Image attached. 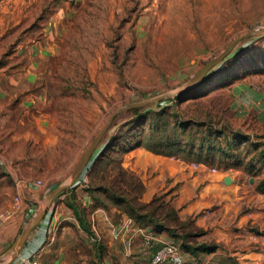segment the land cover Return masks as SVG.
Segmentation results:
<instances>
[{"label":"rangeland","instance_id":"obj_1","mask_svg":"<svg viewBox=\"0 0 264 264\" xmlns=\"http://www.w3.org/2000/svg\"><path fill=\"white\" fill-rule=\"evenodd\" d=\"M0 32V49L5 52L0 53V71L38 81L35 88L43 92V114L56 117L58 128L71 132L68 147L84 145L79 163L115 112L185 89L203 67L239 40L194 91L119 113L74 184L77 166H61L70 160L68 149L62 153L66 161L53 160L55 166L45 165L50 154L44 156L43 171L50 179L40 181L38 212L48 208L51 223L42 242L36 240L38 227L32 231L35 239L30 235L27 243L35 252L29 260L9 251L32 220L6 245L1 233L0 264H102L101 257L103 264H128L125 253L115 249L119 247L115 226L135 220L127 204L114 200L110 190L120 189L112 185L120 168L135 172L127 160L131 151L143 148L156 154L146 148L148 144L178 151L179 157L171 158L203 167L211 175L232 177L230 190L246 196L241 214L252 211L262 219L257 223L252 217L241 227L232 226L239 233L235 235L239 245L259 253L249 262H233L264 264V0H0ZM162 110L167 116L154 133L153 115ZM148 115L146 125L142 118ZM85 128L90 134L87 144ZM138 138H145L144 145L136 147ZM65 169L67 174L61 175ZM122 180L130 189L131 177ZM60 185L69 187L49 203L50 191ZM133 188L140 193L138 183ZM72 190L87 209L89 232L66 205ZM157 198L142 210L152 212L154 220L137 223L145 227L156 221L159 229H176L165 230L160 243L216 242L192 219L182 220L164 196ZM239 200L243 199L237 195L227 200L230 204L217 200L207 206L231 211L239 208ZM137 203L141 207L150 202ZM237 245L222 248L235 252Z\"/></svg>","mask_w":264,"mask_h":264},{"label":"crops","instance_id":"obj_2","mask_svg":"<svg viewBox=\"0 0 264 264\" xmlns=\"http://www.w3.org/2000/svg\"><path fill=\"white\" fill-rule=\"evenodd\" d=\"M57 19L53 20L55 29L58 25ZM0 53L3 55L5 52L0 49ZM3 70L0 71V232L3 245H6L14 241L27 223L31 220L33 222L41 213L38 212V205L41 203L43 187L38 182L43 180L46 182L50 179L46 178V173L43 171V157L47 158L50 154L47 159L49 162L45 165L55 166L53 160L61 158L66 161L62 153L68 149L71 154L70 160L68 163H62L61 166L73 168L78 166L85 147L84 145L76 148L68 147L67 142L73 141L71 132L67 133V130L59 129L56 117L51 118L50 115L43 114V92L42 89L35 88L37 80L16 77L11 73H4ZM14 71L18 72L20 68ZM85 129V144H87L90 134L88 128ZM127 160L132 170L145 184L143 202L149 203L157 196H164L167 202L172 203V207L182 220L192 219L196 228L205 230L210 237L208 239L215 240L219 245L218 250L211 254L194 256L185 253V250L181 254L183 243L170 241L180 246L181 253L166 264H234V259L249 262L250 258L259 255L253 252L251 247L243 248L239 245L238 238L235 237L239 233H235L232 226L237 224L241 227L252 217H255L257 223H261L262 219L252 211L250 212L252 215L241 214V204L246 196H242L241 192L236 194L234 190H230L233 184L225 183L228 176L220 178L211 175L203 167L197 168L184 160L152 154L143 148L131 151ZM66 174V169L61 172V175ZM237 195L243 199L239 200V208H233L231 211L230 208L225 211L224 209L218 211L212 209V211L208 208L217 200L225 202L236 198ZM226 204L230 202L227 201ZM53 206L55 207V204ZM227 217H230L232 222L226 223ZM49 218L48 215L36 226L38 228L35 227L36 235L39 237L36 238L38 242L43 241L45 227L51 223ZM115 229L116 232L119 231V236L115 239L118 240L116 243H119L120 247L115 249L125 253L128 264H151L160 246L161 235H166L165 230H176L173 227L159 229L154 223L143 227L132 219L118 224ZM34 235H31L32 239H35ZM236 242L238 245L235 244ZM29 243L30 241L19 253L22 261L32 258L35 252V248L31 249ZM223 244L231 247L237 245V251L227 252L223 250Z\"/></svg>","mask_w":264,"mask_h":264},{"label":"trees","instance_id":"obj_3","mask_svg":"<svg viewBox=\"0 0 264 264\" xmlns=\"http://www.w3.org/2000/svg\"><path fill=\"white\" fill-rule=\"evenodd\" d=\"M210 75H208L206 78H208ZM135 111H137L138 109H134ZM154 123H153V127H152V131L154 133L160 131V122H163V120H165V116H167V112L165 110H162L160 112L155 113L154 115ZM142 123H145L146 125L149 123V115L145 116L142 118ZM161 126H164V124H162ZM184 132H186V130H183ZM139 134V133H138ZM152 137V139H154L155 137L153 135H150ZM144 139L140 140L138 138V140H136L137 144L136 147H140L142 145H144ZM160 141L163 142L164 137L162 135H160L159 137ZM146 147V146H145ZM149 151H152L158 155H163V156H168V157H175L178 158L179 157V152L172 150V151H164L161 149H155L153 147H150V144H148V146L146 147ZM109 151V150H108ZM105 156V152L103 153V155L101 157ZM99 158V156H98ZM98 158H96V161L98 160ZM95 161V163H96ZM94 163V164H95ZM123 176H130L132 179V184L130 186V189L132 188V186L135 183H138V186L140 187L141 191L140 193L138 191H135V189L133 188L132 190H130L129 188H124L122 186V182H123ZM112 185H115L116 187H120L119 191H115L113 192L112 190H110L112 192V198L116 201H120V202H125L128 206V214L131 218H133L136 223L139 220H146L149 219L150 220H154L155 215L152 212H145L143 213V211H145L147 207H149L151 205V202L145 206H136L137 200L139 202L141 201V197L145 191V185L144 183L141 181V179L135 174V172L130 171V170H123L122 168H120V172L118 174V178H117V182L113 183ZM93 188V187H92ZM92 188H87L88 191H90ZM109 190V188H108ZM121 190V191H120ZM136 192V195L131 196L133 193ZM64 192L61 194L63 195ZM67 207L73 212V214L76 216L77 220L79 221V224L88 232L90 231V227H89V223H88V218H87V209L84 206V204L78 199V195L76 193L75 190H72L70 193H68L67 195ZM158 200L157 197H155L153 199V202H156ZM142 212V213H141ZM137 219V220H136ZM152 224H156V221H152ZM138 225H140V223H137ZM147 224V223H145ZM183 238V237H182ZM185 242L183 243V248L185 251L189 252L190 254L194 255V256H199L202 254H211L215 251L218 250L219 245L215 242H206V241H201L198 243H192V242H186V239H184ZM101 263L103 264V257H101Z\"/></svg>","mask_w":264,"mask_h":264},{"label":"water","instance_id":"obj_4","mask_svg":"<svg viewBox=\"0 0 264 264\" xmlns=\"http://www.w3.org/2000/svg\"><path fill=\"white\" fill-rule=\"evenodd\" d=\"M238 42H239V40L234 42L226 51H224L221 55H219L217 58L213 59L209 64H207L205 67H203L194 76V78L191 80L190 84L185 89H183L179 92H176V93L164 94V95L159 96L158 98H155L153 100L129 104V105H126L125 107L121 108L117 112H115V114L109 119L107 124L99 132V134L95 137V139L92 141V143L88 147V149L85 152L82 160L80 161V163L78 164V166L76 167V169L73 173L71 184H74L77 181V179H79V177L82 175V173L85 171L89 162L91 161L93 154L98 149L102 140L107 135L113 121L115 120L116 116L119 113H121L124 110L139 108V107L148 105L152 102L165 100V99H168L170 97H178L179 98V97H182V96L189 94L190 92L197 89L201 85V83L206 79V77L210 74V72L214 68H216L220 63H222L224 61V59L229 55V53L233 50V48L236 46V44ZM225 183L227 185L233 184L232 177L228 176L225 179ZM68 187H69V185H62V186L58 187L57 189H55L54 191H52L48 196L49 203H51L59 194H61V192H63ZM47 214H48V208L44 209L39 215H37L36 218L31 223V225L27 228V230L24 232V234L21 236V238H19L16 241V243L14 244V246L11 248V250L9 252H11L13 255L17 256L20 253V251L23 249L25 244L27 243L32 231L34 230V228L45 219Z\"/></svg>","mask_w":264,"mask_h":264},{"label":"built area","instance_id":"obj_5","mask_svg":"<svg viewBox=\"0 0 264 264\" xmlns=\"http://www.w3.org/2000/svg\"><path fill=\"white\" fill-rule=\"evenodd\" d=\"M40 184V182H38ZM0 222H1V216H0ZM116 236H119V231L116 232ZM0 241H1V232H0ZM181 253V248L179 245L175 243L170 242H162L160 243V246L158 250L156 251V254L151 262V264H166L171 259L175 258Z\"/></svg>","mask_w":264,"mask_h":264}]
</instances>
